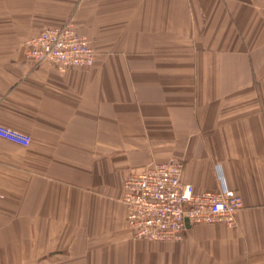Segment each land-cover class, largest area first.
Masks as SVG:
<instances>
[{
  "label": "crops",
  "instance_id": "crops-1",
  "mask_svg": "<svg viewBox=\"0 0 264 264\" xmlns=\"http://www.w3.org/2000/svg\"><path fill=\"white\" fill-rule=\"evenodd\" d=\"M71 20L95 51L59 72L27 39ZM0 264H264V0H0ZM183 163L235 223L131 238L123 179Z\"/></svg>",
  "mask_w": 264,
  "mask_h": 264
},
{
  "label": "built area",
  "instance_id": "built-area-1",
  "mask_svg": "<svg viewBox=\"0 0 264 264\" xmlns=\"http://www.w3.org/2000/svg\"><path fill=\"white\" fill-rule=\"evenodd\" d=\"M25 57L35 65H49L59 72L69 67L88 68L95 51L88 39L68 20L45 28L26 40ZM0 139L27 146L29 138L0 125ZM183 163L169 159L151 163L123 179L121 202L125 222L134 240L179 242L187 227L223 223L232 226L242 208L240 196L220 179L217 190L195 192L182 181Z\"/></svg>",
  "mask_w": 264,
  "mask_h": 264
}]
</instances>
